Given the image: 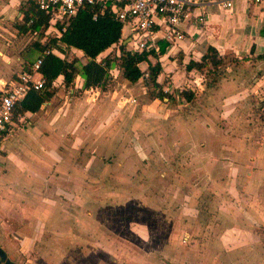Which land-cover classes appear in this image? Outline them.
Wrapping results in <instances>:
<instances>
[{"label": "rangeland", "instance_id": "obj_1", "mask_svg": "<svg viewBox=\"0 0 264 264\" xmlns=\"http://www.w3.org/2000/svg\"><path fill=\"white\" fill-rule=\"evenodd\" d=\"M26 1L0 19L1 68L10 75L42 55L35 43L58 36L52 27L40 40L17 29ZM56 52L76 59L78 67L87 62L78 51ZM114 53L115 48L97 60ZM224 57L216 73L206 76L180 68L187 63L172 68L162 62L160 88L176 103L154 99L143 79L123 85L116 72L106 96L100 98L96 90L88 98L79 95L91 99L86 106L93 141L67 134L71 165L61 174L56 166L49 176L36 173L27 204L20 198L17 208L0 216L7 219L0 220L6 259L15 264H264V88L242 91L254 84L249 74L256 67ZM262 75L258 68L255 77ZM184 90L193 91L191 102L178 98ZM66 108L72 118L73 105ZM31 119H21V128ZM59 198L65 202L59 207L64 218L50 214L45 220V205ZM79 199L96 203L81 205Z\"/></svg>", "mask_w": 264, "mask_h": 264}, {"label": "crops", "instance_id": "obj_2", "mask_svg": "<svg viewBox=\"0 0 264 264\" xmlns=\"http://www.w3.org/2000/svg\"><path fill=\"white\" fill-rule=\"evenodd\" d=\"M19 1L21 0H0V19L8 16L11 9L18 6ZM195 1L207 5L194 9L193 19L182 27L185 38L166 49L165 55L158 59L160 65L162 62L168 61L169 66L173 68L174 65L181 66L180 63L186 64L190 60L198 62L207 48L212 47L222 56L231 55L237 60H246L247 64L255 66L256 68L252 70H256L254 75L252 71L249 74L250 80L255 78L254 84L244 85L242 91L248 90L258 93L261 88L259 86L264 88V0L260 2L256 0H232L230 9H224L220 5L213 4L218 0ZM21 13L20 10L17 15L20 20ZM198 18H202V22H198ZM107 52H110V49L103 54L105 55ZM2 64L0 62L1 82L8 83L22 70H14V73L10 75L4 73L1 68ZM142 65L146 66L145 70L141 69ZM185 66L180 68L184 69ZM139 68L145 72L147 63H141ZM258 68L263 74L261 78L255 77ZM189 72L191 74L198 73L194 70ZM61 82L62 78H58L57 86H61ZM79 82L78 86L81 88L80 78ZM123 82V85L128 84L124 80ZM237 88H239L238 85ZM69 89L65 86L56 89L54 96L45 102L37 113L25 114L24 118H34L26 127L21 128V125L18 124L9 128L0 142V216L9 214L12 207L17 208L20 198L25 205L27 204L28 197H31L29 190L34 189L36 173L41 172L45 176L47 174L49 176L52 167L56 166L57 172L61 174L67 169V166L71 165L69 164L70 161L67 163L66 158L74 154V152L70 153L69 149L72 143L70 141V136H73L72 133H76L75 135L79 139L86 136L89 141H93V119L92 115L90 117L86 106L87 101H91V99H87L89 95L84 93L82 88L76 94L69 96ZM220 90L222 91L221 87ZM96 91L101 95L100 98L108 94V91ZM81 94L87 95V101L77 98ZM215 102L219 104L221 99L218 98ZM70 104L73 105L75 112L72 118L67 117L66 105ZM201 119L203 118L201 117ZM208 120L209 123H212L210 118ZM85 125L89 128L78 131V127ZM60 160H62L61 163ZM221 171L225 172V170ZM64 181H59L61 182L59 184H64ZM110 201L114 203L113 200ZM49 202L43 210L44 214L46 212L45 220L50 214L56 216L58 220L64 218L61 213L62 209L59 207L65 205V202L60 198L58 200L52 199ZM78 202L81 205L90 206L96 203L95 200L85 199H79ZM0 220L7 219L0 218Z\"/></svg>", "mask_w": 264, "mask_h": 264}, {"label": "trees", "instance_id": "obj_3", "mask_svg": "<svg viewBox=\"0 0 264 264\" xmlns=\"http://www.w3.org/2000/svg\"><path fill=\"white\" fill-rule=\"evenodd\" d=\"M21 11L23 24L17 29L23 33H30L39 40L45 38V32L50 26L49 16L36 12L31 1L26 2L25 8ZM94 14H96V20H93ZM31 20L32 23L28 25ZM56 27L60 34L59 37L44 44L35 43L36 49L42 53L39 72L46 85L40 92H28L25 98L16 105L13 117L17 124L20 125L19 120L23 119L26 113H37L41 106L54 96L55 91L52 90V83L58 77H63L65 87L71 85L79 77L83 91L107 92L115 80L113 72H116L122 80L130 85H135L142 79L146 81L147 85L153 88L151 95L154 99L167 98L168 101L176 103V99L162 91L158 82V77L162 73L158 59L165 55L169 44L159 43L158 53L152 51L138 54L126 51L122 43L119 47V55L114 53L112 56L107 55L103 59L97 60L103 52L111 47L114 49L113 46L120 43L122 24L116 21L110 13L99 14L97 10L84 7L70 19L67 25L58 24ZM71 48L80 51L87 58V62L78 67L76 59L68 61L51 53L52 50L63 53ZM151 58L158 62L152 65ZM224 61V56L219 54L216 49L208 47L200 61L190 60L186 64L185 70L188 72L197 71L201 76L214 75L224 64ZM141 63H147L145 72L139 68ZM22 70L27 72L29 68L24 67ZM145 73L147 78H144ZM178 98L191 102L194 93L190 90L179 91ZM261 102L264 105V99Z\"/></svg>", "mask_w": 264, "mask_h": 264}, {"label": "built area", "instance_id": "obj_4", "mask_svg": "<svg viewBox=\"0 0 264 264\" xmlns=\"http://www.w3.org/2000/svg\"><path fill=\"white\" fill-rule=\"evenodd\" d=\"M33 3L36 12L45 14L50 18V26L45 34L48 35L52 27L59 37L56 25H67L70 19L84 7L97 10L99 14L110 13L116 21L122 24L120 43L113 46L116 55H119L120 44L130 53L154 52L158 53L159 43L165 42L173 45L185 38L182 27L193 19L195 8L206 6L195 0H29ZM232 0H218L213 4L224 9H230ZM260 2L262 0H256ZM96 20V14L93 16ZM202 22V18L197 19ZM32 23L29 21L28 25ZM110 51L113 48H109ZM77 51L76 49H69ZM51 53L59 58L56 50ZM42 58L39 57L28 68L27 72L21 70L8 83L0 81V142L4 135L18 125L14 121V111L30 91L40 92L46 82L39 72ZM114 74V72H113ZM61 86H64L63 77ZM58 78L52 83V88L57 85ZM114 78V77H113ZM147 78V74H144ZM77 77L70 86L69 96L76 94L81 88L78 86ZM69 88V87H68ZM93 90L84 91L91 93ZM21 120V119H20ZM19 120V123H20Z\"/></svg>", "mask_w": 264, "mask_h": 264}, {"label": "water", "instance_id": "obj_5", "mask_svg": "<svg viewBox=\"0 0 264 264\" xmlns=\"http://www.w3.org/2000/svg\"><path fill=\"white\" fill-rule=\"evenodd\" d=\"M1 262H4V264H15V263H12L6 259V255H5L4 251L0 248V264H1Z\"/></svg>", "mask_w": 264, "mask_h": 264}, {"label": "flooded vegetation", "instance_id": "obj_6", "mask_svg": "<svg viewBox=\"0 0 264 264\" xmlns=\"http://www.w3.org/2000/svg\"><path fill=\"white\" fill-rule=\"evenodd\" d=\"M1 264H4V262H1Z\"/></svg>", "mask_w": 264, "mask_h": 264}]
</instances>
